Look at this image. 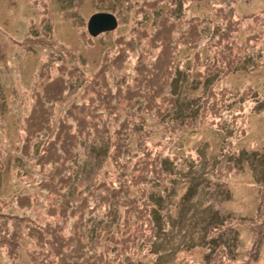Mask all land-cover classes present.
Wrapping results in <instances>:
<instances>
[{
    "label": "rangeland",
    "instance_id": "rangeland-1",
    "mask_svg": "<svg viewBox=\"0 0 264 264\" xmlns=\"http://www.w3.org/2000/svg\"><path fill=\"white\" fill-rule=\"evenodd\" d=\"M0 264H264V0H0Z\"/></svg>",
    "mask_w": 264,
    "mask_h": 264
},
{
    "label": "water",
    "instance_id": "water-1",
    "mask_svg": "<svg viewBox=\"0 0 264 264\" xmlns=\"http://www.w3.org/2000/svg\"><path fill=\"white\" fill-rule=\"evenodd\" d=\"M116 27V18L110 13H95L90 16L87 23V31L91 37L111 31Z\"/></svg>",
    "mask_w": 264,
    "mask_h": 264
},
{
    "label": "clouds",
    "instance_id": "clouds-1",
    "mask_svg": "<svg viewBox=\"0 0 264 264\" xmlns=\"http://www.w3.org/2000/svg\"><path fill=\"white\" fill-rule=\"evenodd\" d=\"M103 33H105V32H103ZM103 33H101V34H103ZM100 35V34H99Z\"/></svg>",
    "mask_w": 264,
    "mask_h": 264
}]
</instances>
